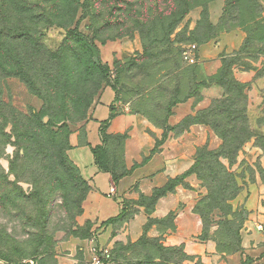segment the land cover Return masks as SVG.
Listing matches in <instances>:
<instances>
[{
  "label": "rangeland",
  "instance_id": "374dc122",
  "mask_svg": "<svg viewBox=\"0 0 264 264\" xmlns=\"http://www.w3.org/2000/svg\"><path fill=\"white\" fill-rule=\"evenodd\" d=\"M185 1L91 0L86 13L85 0H0V28L24 34L14 36V59L0 49V73L15 70L2 99L27 118L17 122L21 147L14 137L0 144V264H93L96 244L109 250L108 264H235L264 234V223L251 222L264 205V0H204L190 10ZM109 89L97 164L115 185L128 164L147 163L152 156L134 150L143 143L136 128L152 140L150 154L179 146L195 164L185 188L198 192L204 256L166 244L173 213L149 219L138 240L98 243L100 228L84 218L92 187L69 152L72 135L86 144ZM136 206L152 213L155 198L124 201V223Z\"/></svg>",
  "mask_w": 264,
  "mask_h": 264
},
{
  "label": "crops",
  "instance_id": "0c3cea01",
  "mask_svg": "<svg viewBox=\"0 0 264 264\" xmlns=\"http://www.w3.org/2000/svg\"><path fill=\"white\" fill-rule=\"evenodd\" d=\"M114 98L115 94L111 89L105 92L104 98L94 113L93 120L87 124L86 144L80 145L77 136L72 135L73 148L69 152V157L80 170L82 177L92 187L84 205V218L91 221L95 229L100 228L98 243L105 245L108 241L115 243L122 239L138 240L149 219H164L173 213L174 228L166 234V244L171 247L183 246L190 256H204L206 252L211 251V248L197 239L201 233V220L194 211V198L198 192L185 188L184 185L176 186L173 192L160 198L152 213H148L145 207L136 206L135 216L128 222H123V226L118 228L117 225L120 222L103 225L122 213L124 201L138 200L141 195L152 196L156 190L164 188L170 180L185 174L193 165V159L180 153L179 146H176V150L171 149L173 151H170L169 146L165 145L163 150L152 155L146 164L133 170L134 164H128L130 173L113 185L111 173L100 171L96 166L91 148L100 144L101 124L108 120L110 104ZM171 123L177 124L178 121L172 120ZM135 130L145 143L135 146L136 155L151 156L150 152L154 148L152 140H149L146 132L141 129L136 128ZM175 140L174 137L172 141ZM184 182L191 183L192 177L187 176ZM191 186L194 187V185ZM259 211V213L251 214L253 227L257 223H264V205H261ZM252 239L254 242H249L250 245L246 248L245 254L232 256L235 264H242L247 258L252 261L251 264L253 262L264 264V234H254Z\"/></svg>",
  "mask_w": 264,
  "mask_h": 264
},
{
  "label": "trees",
  "instance_id": "16d2710c",
  "mask_svg": "<svg viewBox=\"0 0 264 264\" xmlns=\"http://www.w3.org/2000/svg\"><path fill=\"white\" fill-rule=\"evenodd\" d=\"M202 1H204V0H186L184 4L187 5V9L190 10L191 6H194V5H196V4H198V3L202 2ZM237 1H239V0H237ZM90 2H91V0H85L84 4L82 6H80V8L84 9L83 11H86V13L88 12V10L90 8ZM78 11H79V9L77 8V14H78ZM185 14H187V12H185L184 15ZM175 20L176 21H180L181 17L180 16L176 17V15H175ZM11 32H15V31H14V29H12L9 26H4V28H0V49L4 50V52L2 54L3 55L2 57L9 58V56H10V58L7 59V60H11L12 58L14 59V56L16 54V52L12 51V49L10 48L11 45H13L15 42L18 41V39L14 38V36L20 37V40L24 38V34H22L20 32L19 33L17 32V35L16 34L13 35V34H11ZM79 38L81 39V37H79ZM87 46L89 47V45H87ZM146 52H147V47H146ZM16 69H18V68H16ZM12 75H15V70L13 72H11L9 70H5V71L0 73V141H1L0 144H2V142H4V139L8 140V139L14 137L16 140L17 139L20 140L18 145L21 147V145H22L21 144V140H23L24 132L22 131V132L19 133V129H23V128H21L22 125L20 127L17 126V122L20 123V118H23V119H27V118L25 116H23L21 113H19L15 108H13L10 105L6 104L4 102V100L2 99L1 83H2V81L4 79L12 77ZM226 83L229 86H234L236 88L240 87L237 84L236 81H234V80H232L230 78L226 79ZM216 104L217 103L211 104V107L207 109V112L213 111ZM222 113H223V110H222V112L220 114L222 115ZM109 122H110V119L102 122L101 126L102 125H106L107 126L109 124ZM9 127H11V129ZM53 128H54V126L47 125V132L50 133V134H54V132L52 130ZM45 129H46V127H45ZM247 131H248V129H247ZM100 135H101V131H100ZM220 136L223 138V140H225V141L227 140V132L220 133ZM19 146H17V147L19 148ZM97 149L98 148L92 149V153L94 155V159L96 161V164H97V155H96L97 154ZM155 152L151 153V156L154 155ZM22 156L24 157L25 154H23ZM97 167L99 168L100 171L110 172L107 169H103L98 164H97ZM137 167L138 166H136L135 168H137ZM194 167H195V164L185 174H183L182 176H180V177H178L176 179L170 180L169 183L164 188L156 190L154 192V194L152 195L155 198V205H156L157 201L160 198L164 197L169 192H173L176 186L184 185L185 187H187L185 182H184V180H185V178L187 176H190L191 174H193ZM135 168H132V170L135 169ZM79 179H80V182L83 185H87V182L82 177H80ZM127 213H128L127 208L126 209L123 208L122 213L117 218L110 219L107 222L103 223V225H107V224H111V223H118V222H121V221L124 222L129 217ZM149 222L150 221H148V223ZM148 223L144 227L145 231H146V227H147ZM140 244H142V243L130 244V245L127 246V250L130 249V248L138 247V245H140ZM174 250H177V249H174ZM242 264H251V260L249 258H247Z\"/></svg>",
  "mask_w": 264,
  "mask_h": 264
},
{
  "label": "built area",
  "instance_id": "2783aa9c",
  "mask_svg": "<svg viewBox=\"0 0 264 264\" xmlns=\"http://www.w3.org/2000/svg\"><path fill=\"white\" fill-rule=\"evenodd\" d=\"M196 47L194 46V49H195ZM187 55H186V58L188 59V60H190V62H194L195 60L194 59H192V58H190L189 56H188V53H186ZM96 243V242H95ZM97 246H99V245H97L96 244V247H94L93 248V250H92V252H93V254H94V257L92 258V263L93 264H108V262L106 261V257L108 258V256H109V254H110V252H109V250H102V248L100 249V246H99V249H98V247ZM98 251H100V255L98 254ZM98 255V256H97ZM93 256V255H92Z\"/></svg>",
  "mask_w": 264,
  "mask_h": 264
}]
</instances>
